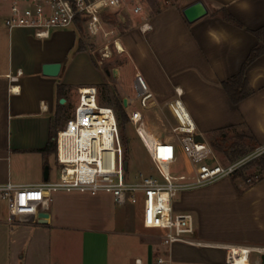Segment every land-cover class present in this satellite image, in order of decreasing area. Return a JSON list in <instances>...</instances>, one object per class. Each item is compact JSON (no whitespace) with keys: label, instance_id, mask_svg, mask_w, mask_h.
Instances as JSON below:
<instances>
[{"label":"crops","instance_id":"crops-1","mask_svg":"<svg viewBox=\"0 0 264 264\" xmlns=\"http://www.w3.org/2000/svg\"><path fill=\"white\" fill-rule=\"evenodd\" d=\"M196 1L199 0H177L168 7L156 2L155 8L147 7L144 15L151 29L146 32L139 29L141 19L137 22L128 15L122 23L113 19L119 28L121 24L130 26L128 33L119 37L124 48L119 54H126L132 65V75L126 79L121 75L126 73L128 62L114 68L113 98L101 97L100 88L106 85L109 73L103 74L93 64L89 71L92 77L87 81L74 80V64L82 65L88 56L76 53L78 37L74 27L55 31L51 40H38L29 36L30 31H9L4 26L8 39L5 54L1 51L5 45L0 34V92L6 106L0 140V185L55 182L60 171L53 172L50 162L56 161L54 137L62 125L64 106L75 102L78 88L94 86L102 106L126 107L127 99H135L132 93L136 73L141 74L152 93L145 108L151 105L159 110L162 127L168 124L173 130L189 120L197 135L209 143L211 136L216 139L222 132L229 138L246 135L250 139L246 141L245 157L264 146V34L256 33L264 27V0H201L207 15L189 23L182 10ZM258 47L263 51L244 68L251 52ZM54 62L62 64L59 76H44L42 66ZM241 73L249 94L233 102L223 83ZM62 98L66 99L65 105L60 104ZM177 121L184 124L178 125ZM150 132L158 138V134ZM215 156L219 162L220 156ZM220 185L207 211L199 204L204 198L200 190L206 186L182 192L181 201H174L176 211L194 215V238L202 246L176 243L166 247L158 237L135 231V226H131L130 215L135 210L128 211L127 207L134 205H118L108 194L92 196L79 192L48 195L45 209L39 212L46 214L47 223L38 224V214L16 225L20 229L8 226L10 220L3 215L5 207L8 212V203L3 200L6 206L0 205V235H8V246L11 237H20L24 231L61 230L70 237L82 232L84 240L62 244L68 250L65 260L78 256L82 264H135L136 259L143 264H156L161 256H171L174 264H225L226 246L264 250V179L251 186L245 184L242 191L232 178H225ZM81 208L85 215L78 216V220L83 225H75L76 215L70 214ZM87 233L101 234L105 240L100 243L89 235L86 241ZM129 235L134 239L130 240ZM125 239L135 245L126 260L117 257Z\"/></svg>","mask_w":264,"mask_h":264},{"label":"built area","instance_id":"built-area-1","mask_svg":"<svg viewBox=\"0 0 264 264\" xmlns=\"http://www.w3.org/2000/svg\"><path fill=\"white\" fill-rule=\"evenodd\" d=\"M148 1L0 0V9L4 10L2 21L7 30L30 31L38 40H47L55 31L80 25L89 36L107 41L100 49L101 58L105 60L111 54V44L118 53H122L117 46L120 38L115 37L116 29L108 27L113 22L109 18L114 16L122 23V18L128 13L140 14L142 23L139 29L146 32L151 29L144 15ZM156 1L168 7L177 0ZM77 91L79 99L74 118L69 119L54 137L56 161L60 165L59 181L30 186L0 185V198L8 203L10 223L38 216L47 205L48 195L56 192H79L92 196L108 194L116 204L122 206L136 205L141 195L142 224L146 229L160 231L162 245L171 247L183 243L202 246L194 238V215L176 211L175 198L179 193L196 190L236 174L246 164L264 155V146L227 164L217 162L205 165L202 162L211 157L217 160L215 153L209 142L197 141L195 126L185 120L184 126L176 127L172 132L192 163L193 173L174 176L170 166L177 160L175 144L156 138L146 129L141 110L134 109L130 112L129 121L150 158L155 175H145L139 171L137 181L127 180V160L116 111L112 107L98 105L96 87H81ZM135 93V99L126 100V107L137 100L139 106L145 108L152 93L139 73L135 74ZM86 98L87 104L84 101ZM225 249V264H237L234 250L230 246ZM253 253L259 254V262L264 264V250L247 247L245 264H253L250 261ZM135 264L143 263L141 259H136ZM156 264L174 262L171 256H161Z\"/></svg>","mask_w":264,"mask_h":264},{"label":"rangeland","instance_id":"rangeland-1","mask_svg":"<svg viewBox=\"0 0 264 264\" xmlns=\"http://www.w3.org/2000/svg\"><path fill=\"white\" fill-rule=\"evenodd\" d=\"M157 2V1H156ZM148 8L149 7H153L155 8V1H151L149 0L148 2ZM159 3V2H158ZM162 5V4H161ZM164 6V5H163ZM150 9V8H149ZM3 8L0 9V34H2V38L4 41V45H5V49L1 50L3 51L5 54L7 52V32H5L4 29V25H3V21H2V12H3ZM128 16L131 18V20L134 21H139L140 19V14H134V13H128ZM116 19L115 17H110L109 21H113ZM110 23L109 24V28H114L116 29V35L115 37H120V35H124L126 33H128V30L130 29V26L128 25H120L117 27L115 25V23L113 24ZM75 33L78 37V49L76 50V53L79 52H84L86 53L88 56V60L86 58V61L83 62L82 65H78V63H75L73 68H72V74L74 75V80L75 81H87L91 76V72L90 68H92V66H90V64L94 65L97 70H101L104 74V72H108L109 73V77L108 81L106 83V85L101 86L100 91H101V97L105 98V97H109V98H113L116 96V89H115V80H113L112 77V69H114L116 66L118 65H123L125 63L128 62V66L126 67V73H124L123 75H121V78H125L128 77L130 78V76L132 75V65H130V61H128V56L119 54L117 52V50L114 48V45L111 44L110 45V49H111V54L110 57L108 59L102 60L101 58V54H100V49L105 45V43H107L106 40L99 38V37H91L89 36L86 31L79 25L78 27H75ZM29 36L31 38L34 39V36L32 34V32H29ZM54 36V34L52 35V37ZM114 37V38H115ZM51 40V38H50ZM112 41V39H111ZM0 44H2V41H0ZM60 46V44L58 45V47ZM1 49H3L1 47ZM91 60V62L89 61ZM1 65V64H0ZM3 65V64H2ZM119 79L118 81L121 83L123 82V79ZM121 80V81H120ZM132 88V87H131ZM135 89L132 93V97L135 98ZM75 102L73 101H69L67 105L64 106V112L61 116V120H62V125L61 128H63L66 124V122L69 119L74 118V111L75 108L78 104V91L77 94L75 95ZM98 105H103L98 101ZM5 103H4V97L2 96L1 92H0V140L3 138L2 136V131L4 128V123L5 121L3 120V114L5 112ZM116 113L121 117V124L119 127L120 130V134L122 137V142L124 145V149L126 151V160L129 162L128 164V174L126 175L127 180H131V181H137L138 178V174L139 171H142L145 175H155V171L152 168V163L150 161V158L145 150V148L143 147L141 141L139 140L138 136L135 133L134 127L133 125L130 123L129 121V116H130V112L134 109H139L141 111H143L144 115H145V125H146V129L148 131H153L154 133L158 134V139H164L166 141L172 142L175 144L176 146V150H177V160L175 163H173L170 166V171L172 173V175L174 176H180L182 174L188 175L190 173H193V167H192V163L190 162L189 158L186 156L183 147L181 146V144L179 143V141L177 140L176 135L172 132V129L169 127L168 124H166V126L162 127L159 123V118L160 115L159 114V110L156 108H153L151 105H149L147 108H141L138 104V101L135 100L130 106L128 107H122L120 109L119 108H113ZM178 125H183L184 123L182 121H177L175 122ZM60 128V129H61ZM215 139L214 136H211L209 138V141ZM218 161L215 160L213 157L209 158L208 160L202 162V164L205 165H212L217 163ZM229 162L227 157L224 156H220L219 158V163L221 164H227ZM51 168L54 171L58 170L60 171V165L58 163H56L55 160H51L50 162ZM57 171V172H58ZM258 171L255 168H250V169H246L243 173L248 174V173H252V172H256ZM234 175L226 177V179L229 178H233ZM224 179L219 180L209 186H206L207 188L205 189H201L200 192L202 193V195L204 196L203 199H201V203H199L203 209H205L206 211L208 209H210L209 207V203L211 202V200H213L215 198V193L217 191V189H219L221 187V182L224 181ZM59 181V178H57V180H55V182ZM236 183L238 184V186L240 187L239 189L242 191L241 188L245 189V182L243 181V179L241 178H237L236 179ZM58 193V192H56ZM54 194V193H53ZM89 195V194H88ZM183 195L181 193L178 194V196L175 198V202H180L182 199ZM206 199V200H205ZM200 201V199H199ZM1 204H5V202L0 199V205ZM6 206V204H5ZM83 205L81 204V207ZM141 206H142V196L139 195V202L134 205V206H129L127 207L128 211H132L135 210V212H131V218H133V223L131 224V226H135V231H142L144 233L147 234H151L154 238L155 236L159 238L160 234L158 231L153 230V229H146L143 227L142 225V219H141ZM88 209V208H87ZM63 213V212H62ZM60 212V214H62ZM85 209L81 208L77 211H74L73 213H71L70 215H73L75 217H73L74 221L73 223L75 225H80L82 224L81 221H79L78 216H82L85 215ZM133 214V215H132ZM3 215L6 217L7 221L10 220L9 218V214L7 212V208L5 207L3 209ZM135 216V218H134ZM63 218H66L65 215L62 216ZM24 220H21L20 222H14V224H9L8 226L10 227V229L12 227H14L15 229H20L22 227L16 226V225H20L22 223H24ZM86 223V222H85ZM83 225V224H82ZM23 227H25L23 225ZM9 229V230H10ZM22 230V229H21ZM24 231V233H22V235L20 237L14 236L10 238L9 241V245L7 246V238L8 235L5 234L3 235V238L0 235V264H82L79 257L75 256L71 259V261L69 260H65V253L68 251L66 249V246H64L65 244L63 242L66 241H70V240H74V241H81L84 240L83 239V233L82 232H76L75 237H70L71 234H67V232L65 233L64 231L58 230V231H50L49 233L47 232H37V231ZM7 235V236H6ZM90 236H95L97 242H102L103 240H105V237L101 234H86V241H88L90 238ZM24 236V237H23ZM130 240H133L134 237L131 235H129ZM161 240V239H160ZM119 241V240H118ZM51 243V244H50ZM64 244V245H62ZM134 244L131 242H128L127 239H125V244L122 245L121 250L119 252V255L117 257L120 256V258L125 259L126 260V256L128 254H131L132 250L134 249ZM132 248V249H131ZM75 252L77 253V250H75ZM9 253L11 254L9 256ZM23 257V260H22ZM259 256L254 254L251 258V262L253 264H260L259 262ZM124 261V260H123Z\"/></svg>","mask_w":264,"mask_h":264},{"label":"trees","instance_id":"trees-1","mask_svg":"<svg viewBox=\"0 0 264 264\" xmlns=\"http://www.w3.org/2000/svg\"><path fill=\"white\" fill-rule=\"evenodd\" d=\"M151 1H155L156 3V0H151ZM256 33L259 36H262L264 34V27L259 31H257ZM262 51L263 50L260 47L253 50L247 62L245 63L244 68H246V66L249 63H251L259 54H261ZM223 87L228 92L233 102H239L249 94L248 86L245 82V79L243 78V73L224 82ZM117 119L120 127L121 117L118 114H117ZM249 139L250 138L246 135H238L234 138H229L228 135H224V133L222 132L218 138L210 141V145L215 153H217L219 156L227 157L229 162H232L247 154L246 141ZM125 155H126V151H125ZM250 168H255L258 171L248 174L243 173L246 169H250ZM237 178L243 179V181L247 186H251L254 183L263 180L264 155H262L259 159L246 164L243 169H241L239 172L234 174L232 179L236 181ZM248 180H250V182H248Z\"/></svg>","mask_w":264,"mask_h":264},{"label":"water","instance_id":"water-1","mask_svg":"<svg viewBox=\"0 0 264 264\" xmlns=\"http://www.w3.org/2000/svg\"><path fill=\"white\" fill-rule=\"evenodd\" d=\"M208 13L207 7L203 3V1L199 0L196 1L182 10V14L184 18L187 20L189 23H194L197 20L203 18L206 16ZM61 67L62 64L60 62H54V63H46L42 66V74L47 77H58L60 72H61ZM112 74L115 76L116 75V69L112 70ZM66 99L62 98L60 99V104H65ZM126 104V102H125ZM197 141L203 142V138L200 135L196 136ZM125 169H128V161L125 162ZM48 167L45 169L44 172V179L48 180ZM40 219L38 220V224H46L47 220H45L46 214L40 213L39 214ZM262 260L264 263V255L262 256Z\"/></svg>","mask_w":264,"mask_h":264},{"label":"bare ground","instance_id":"bare-ground-1","mask_svg":"<svg viewBox=\"0 0 264 264\" xmlns=\"http://www.w3.org/2000/svg\"><path fill=\"white\" fill-rule=\"evenodd\" d=\"M118 48L124 52V48L120 42L117 43ZM110 57V55L108 56ZM88 98H86L85 104L88 103ZM232 250H234V260L237 264H245V247L244 246H230Z\"/></svg>","mask_w":264,"mask_h":264}]
</instances>
